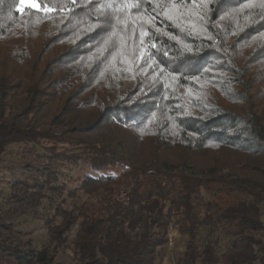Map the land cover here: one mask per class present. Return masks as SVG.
<instances>
[{
	"label": "trees",
	"instance_id": "obj_1",
	"mask_svg": "<svg viewBox=\"0 0 264 264\" xmlns=\"http://www.w3.org/2000/svg\"><path fill=\"white\" fill-rule=\"evenodd\" d=\"M36 1L0 0V163L48 159L10 183L0 263L155 264L176 227V264H264V0ZM76 159L119 170L63 207L55 164ZM46 201L48 245H13Z\"/></svg>",
	"mask_w": 264,
	"mask_h": 264
},
{
	"label": "rangeland",
	"instance_id": "obj_2",
	"mask_svg": "<svg viewBox=\"0 0 264 264\" xmlns=\"http://www.w3.org/2000/svg\"><path fill=\"white\" fill-rule=\"evenodd\" d=\"M33 4L38 5L36 0H21L22 6H31ZM59 131L60 129H57V134L60 133ZM43 150L40 147L37 149L31 143H18L8 147L0 163V205H2L6 197H9L11 193L10 183L12 181L29 177L25 171L26 164L31 162L33 165L39 167L41 163L48 161L46 157L39 156V152ZM55 168L60 171V184H65L66 187L63 195L56 200V204H63V207H72L75 204L79 205L82 204L83 200L87 199V196L80 188L86 176L114 174L119 170L117 166L95 168L90 163H86L81 159L55 164ZM56 204H51L50 206L46 201L44 206L39 210L37 218L20 217L18 220H14L13 233L11 234L13 245H20L23 249L30 247L37 250H41L45 245H48L49 231L46 220L55 213ZM6 234L8 232L5 231L4 235ZM75 234L76 228H73L67 234V238L72 241ZM186 240L187 236L182 235L178 228L171 227L168 234V241L162 247H159V250L161 249V255L156 257V263L158 264V260H160L159 264H176L179 256L186 250ZM56 263L74 264L73 251L70 246L64 245L58 247ZM0 264L15 263H8L3 260Z\"/></svg>",
	"mask_w": 264,
	"mask_h": 264
},
{
	"label": "snow or ice",
	"instance_id": "obj_3",
	"mask_svg": "<svg viewBox=\"0 0 264 264\" xmlns=\"http://www.w3.org/2000/svg\"><path fill=\"white\" fill-rule=\"evenodd\" d=\"M32 7H39V5H37V4H33V5H31ZM141 23V25L144 23V21H141L140 22ZM133 27H135V23H133ZM140 38H141V43H143V38L147 35L146 33H144V32H140ZM153 47H154V45H153ZM143 54V53H142ZM147 59H151V54H148V56H147Z\"/></svg>",
	"mask_w": 264,
	"mask_h": 264
}]
</instances>
